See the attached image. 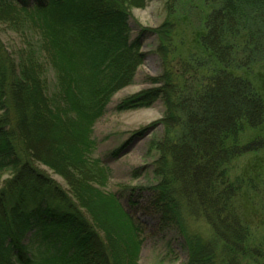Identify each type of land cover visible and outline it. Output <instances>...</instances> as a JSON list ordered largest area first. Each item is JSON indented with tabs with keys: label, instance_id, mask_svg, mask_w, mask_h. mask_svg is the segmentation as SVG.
<instances>
[{
	"label": "trees",
	"instance_id": "trees-1",
	"mask_svg": "<svg viewBox=\"0 0 264 264\" xmlns=\"http://www.w3.org/2000/svg\"><path fill=\"white\" fill-rule=\"evenodd\" d=\"M205 1L217 7L201 43L225 69L188 77L171 18L157 28L134 21L132 9L148 0H0V23L24 38L14 50L0 38V173L13 174L0 188V264H139L143 224L106 189L94 126L134 81L151 36L161 72L115 110L164 105L153 162L159 221L175 232L185 264H264V239L238 207L246 180L231 171L264 148V138L239 139L243 122L264 131V98L227 70L264 58V0ZM242 32L240 61L228 38Z\"/></svg>",
	"mask_w": 264,
	"mask_h": 264
},
{
	"label": "rangeland",
	"instance_id": "rangeland-1",
	"mask_svg": "<svg viewBox=\"0 0 264 264\" xmlns=\"http://www.w3.org/2000/svg\"><path fill=\"white\" fill-rule=\"evenodd\" d=\"M216 7V4L205 0H148L145 7L133 8L132 14L134 21L147 28H157L170 17L176 29L175 56L187 69L188 77H206L225 69L201 43V37L207 32L208 17ZM0 36L12 50L23 46L24 38L21 34L4 23H0ZM228 41L235 46V57L240 61L244 59L247 34L242 32L240 36L229 37ZM156 46L155 36L144 42L142 50L147 56L134 81L115 93L107 113L95 123V157L108 170L106 189L118 194L126 210L143 224L144 242L139 264H185L187 255L175 232L159 221L161 210L152 190L156 180L153 162L158 155L154 143L164 133L160 123L164 105L159 100L149 107L122 112L115 110L124 98L152 87L149 78L157 77L161 72ZM238 65L236 62L227 70L249 80L264 98V58L246 67ZM48 70L49 89L53 91L55 72L49 67ZM260 138H264L262 129H253L245 122L242 123L239 135L242 143L247 144ZM35 165L39 171L68 190L69 184L64 177L40 161H36ZM231 171L233 177L246 180L247 187L238 200L239 210L257 236L264 239V148L238 157ZM12 177L9 170L1 172L0 188Z\"/></svg>",
	"mask_w": 264,
	"mask_h": 264
}]
</instances>
